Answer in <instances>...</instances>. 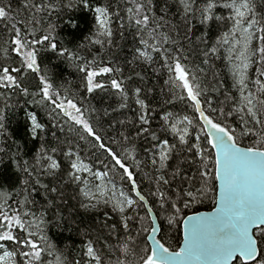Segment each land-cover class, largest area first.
I'll return each instance as SVG.
<instances>
[{
    "label": "snow or ice",
    "instance_id": "1",
    "mask_svg": "<svg viewBox=\"0 0 264 264\" xmlns=\"http://www.w3.org/2000/svg\"><path fill=\"white\" fill-rule=\"evenodd\" d=\"M130 4L128 20L134 21L142 47H136L127 63L150 67L155 54L159 69L153 71L167 73V90L162 92L171 99L159 106L155 128L143 75L135 73L141 83L130 87L132 77H124L114 58L107 64L102 60L113 46L112 20L120 12L98 0L95 5L93 0H24L16 16H25L17 20L10 4L0 6L8 32L0 45V169H12L6 180L0 171V264H105L92 240L81 258L73 259L49 236L53 225L71 228L73 223L62 191L68 184L78 189L70 197L78 200L75 211L90 213L103 206L118 217L112 222L105 211L98 229L105 253L116 257L108 264H264V0H179L188 46L179 25L156 16L152 0ZM77 9L85 21L92 13L95 31L89 45L100 49L94 54L89 49L92 59L80 55L87 45L72 50L59 36L61 25L80 31L70 14ZM189 18L204 29L195 41L187 34L195 35ZM213 24L224 30L210 43ZM255 41L259 43L254 47ZM192 52L204 65L210 58H223L235 94L225 92V100L217 103L200 79L204 69L188 67ZM45 53L76 62L84 74L79 84L55 83L42 65ZM11 54L15 59L9 62ZM253 65L256 78L250 81ZM105 74L114 78L108 83L97 80ZM222 87L221 81L212 91L219 93ZM96 90L119 98L113 112L134 103V118L109 122L105 128L100 113L107 116L108 109L96 108L89 99ZM175 101L185 105V114L165 109ZM17 107L24 124L12 135L19 141H40L32 163L21 161L19 141H13L16 151L7 143L8 112ZM117 125L123 130L116 131ZM141 138L147 144L143 159L136 143ZM141 173L150 182L147 194L138 183ZM210 195L211 211L185 214ZM181 224L183 238L171 250L164 229L178 230Z\"/></svg>",
    "mask_w": 264,
    "mask_h": 264
},
{
    "label": "trees",
    "instance_id": "2",
    "mask_svg": "<svg viewBox=\"0 0 264 264\" xmlns=\"http://www.w3.org/2000/svg\"><path fill=\"white\" fill-rule=\"evenodd\" d=\"M24 0H0V6H7L10 4L12 12L10 13L13 16H16L17 10L22 4ZM101 4H109L111 5V11L120 12V17H114L112 20V28L114 30V43L112 48L106 53L102 54V60L104 64H107L109 58H114L115 62L123 67V75L124 77L131 76L132 82L130 87H134L139 85L141 82L139 78L135 75V73H140L144 77L143 87L145 90V95L147 96L146 102L149 103L151 109H155V111L150 112V115L155 119L153 120V127H157L158 125V116L159 106L162 104L163 100L171 99L163 94L162 89L167 90V86L164 85V80L167 79L166 71L160 72L159 75L153 71V69H159V58L154 55V62L149 67L146 63L137 62L134 65L128 64L127 61H130L135 53L136 47H142L139 44L140 35H138V30L134 27V21L129 22L128 13L126 11L127 7L131 6L130 0H98ZM136 2L147 3V0H136ZM97 0H93V4L95 5ZM152 3L155 5L154 11L156 16H164L165 20L169 22L170 25H179V31L181 33V40L187 45V41L183 40V36L185 35V24L183 22V18L180 15L182 9L179 5V0H152ZM86 11V10H85ZM76 20L75 23L79 24L80 31L76 32L75 29H72L71 26L68 28H64L61 25L58 28L60 38L64 39L66 47H69L72 50H76V45L83 44L88 47L80 50V55L87 56L88 59H92V55L89 54V49L91 53L98 52L99 46H91L89 45V37L92 36L95 31V26L93 23L92 13H87V21L82 19L84 13L79 9L70 12ZM223 15L227 16V10H223ZM25 16V13L21 12L19 16H16V19L19 20ZM123 17V19H121ZM66 18V17H65ZM55 19V17H54ZM123 23L124 27L121 29L120 24ZM7 21L0 20V45L3 44V41L8 38V32L6 29ZM188 27L195 28V35L192 33H187L191 36V39L195 41L196 36H199L201 32L204 30L203 26L199 25L198 22L189 18ZM224 28L218 25L213 24L211 32L207 39L209 42L215 40L216 35L219 32L223 31ZM167 31V29H165ZM72 33H75L72 35ZM123 33V34H121ZM173 36H175V30H173ZM145 38L146 35H145ZM71 41V43H68ZM259 42L257 41V44ZM199 47H203V45H199ZM223 52V50H221ZM258 58V57H257ZM3 57L0 55V62H3ZM12 59H15V54H11L9 57V62ZM99 62V60H98ZM76 62H69L67 58L58 56L55 53H45L42 56V65H46L48 69L49 76L53 79V81L57 84H66V85H78L80 80L83 77V73H80L75 66ZM16 66V65H13ZM199 66L204 69L202 73H199L201 81H203L204 85L209 88V93L213 97V99L219 103L225 100L224 93L229 92L231 94H235V90L231 88V80L227 73L228 64L223 59L210 58L209 64H202V57L197 55L196 52L189 53V62L188 67L194 68ZM112 78H114L111 74H105L100 77H97L98 81H102L108 83ZM256 78V73L254 74L252 80ZM223 82V87L220 89L219 93L213 92L212 89L216 88L219 85V82ZM252 91H255V86L252 85ZM151 89V91H148ZM86 94V93H85ZM87 95V94H86ZM91 105L95 106L98 109H108L109 114L107 116L103 115L101 111L100 117L104 122L105 128L109 122H115L125 117L134 118L137 106L129 102V107L127 109H119L118 111L113 112V108H117L119 104V98L114 94H109L103 92L101 90H96L94 94L90 97ZM14 102V101H10ZM23 104V101H20ZM34 107V106H33ZM167 111H172L174 113L183 115L187 111L185 109V105L179 101H175L173 103L164 105ZM190 114V113H189ZM24 124V115L23 112L17 107L12 108L8 112V120L7 127L10 134V138L7 140L8 144H12V151H16V144L13 141H19V137L12 135V133L20 130L21 126ZM119 125H117L116 131H121ZM113 133L110 131L109 135ZM50 135V133H49ZM171 140V136L168 137ZM20 143V157L21 161L28 160L29 163H32V157L36 151V149L40 146V141L36 140L35 143L25 140L19 141ZM139 149L138 158L143 159L144 153L143 148L147 147L145 141L141 138L136 141ZM245 143H249V141H245ZM0 146H3L0 144ZM7 160V157L4 158ZM63 164V161H61ZM175 158H173L169 164L170 167L175 164ZM195 166L191 170H189V175H192L194 172ZM0 171L4 172V179L6 180L8 176L12 175V169L10 167L6 169H0ZM13 180L15 177H12ZM138 183L141 184V190L147 194V190L150 186V182L147 178L143 176L141 173L138 177ZM50 178L44 180V182H49ZM175 187V184L173 185ZM62 191L65 195V198L68 200L67 208L73 210L71 228L68 225H65L63 228H57L56 226H52L49 230L50 238L58 245L59 248L64 249L66 255L73 259H80L82 256V252L84 250V245L87 244L89 240H92L95 248L103 255L105 264H108L109 260H115V254H107L104 251L103 245L104 241L102 239H97L98 236L101 235L99 232V227L104 223V212L107 211L109 215L112 217V222L118 220V217L111 212L110 208H104L101 206L99 211H93L90 213H83L82 211H75L78 208V200L70 199V197L77 196L78 189L75 185L68 184L67 187L62 188ZM131 194V193H130ZM37 199H40L37 197ZM213 197L210 195L207 200L203 203L195 205L193 208L187 210L185 214L206 210L213 207L212 203ZM154 212L157 211L156 206L153 205ZM141 214H143V209H141ZM158 214V213H157ZM65 215H68L67 211ZM159 235V234H158ZM146 238V237H145ZM163 239L166 242V245L170 247L171 250H175L177 248V241L181 240V225L178 230L169 231L166 227L163 233ZM115 243V239L112 241ZM86 259V258H85Z\"/></svg>",
    "mask_w": 264,
    "mask_h": 264
},
{
    "label": "rangeland",
    "instance_id": "3",
    "mask_svg": "<svg viewBox=\"0 0 264 264\" xmlns=\"http://www.w3.org/2000/svg\"><path fill=\"white\" fill-rule=\"evenodd\" d=\"M257 45V41L254 42L253 46L255 47ZM227 73L229 75V78L231 80V83H233V80H232V75H231V72H230V69H229V66L227 68ZM255 74V65H253L250 69H249V76H250V81L252 80L253 76ZM131 195V194H130Z\"/></svg>",
    "mask_w": 264,
    "mask_h": 264
},
{
    "label": "water",
    "instance_id": "4",
    "mask_svg": "<svg viewBox=\"0 0 264 264\" xmlns=\"http://www.w3.org/2000/svg\"><path fill=\"white\" fill-rule=\"evenodd\" d=\"M131 195L133 196V197H135V194L134 193H131ZM211 209L212 208H210V209H206V210H199V211H211ZM191 214H193V212H191V213H188V214H186V215H191ZM183 238V231H182V224H181V239Z\"/></svg>",
    "mask_w": 264,
    "mask_h": 264
}]
</instances>
